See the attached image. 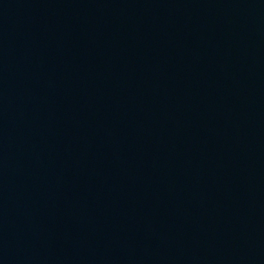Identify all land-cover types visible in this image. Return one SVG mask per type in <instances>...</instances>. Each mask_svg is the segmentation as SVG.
<instances>
[{
	"label": "water",
	"instance_id": "1",
	"mask_svg": "<svg viewBox=\"0 0 264 264\" xmlns=\"http://www.w3.org/2000/svg\"><path fill=\"white\" fill-rule=\"evenodd\" d=\"M0 264H264V0H0Z\"/></svg>",
	"mask_w": 264,
	"mask_h": 264
}]
</instances>
